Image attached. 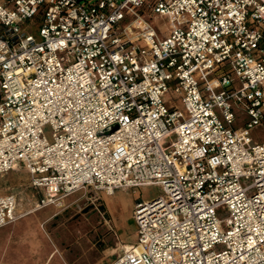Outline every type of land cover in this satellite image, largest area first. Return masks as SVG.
<instances>
[{"label": "built area", "instance_id": "2783aa9c", "mask_svg": "<svg viewBox=\"0 0 264 264\" xmlns=\"http://www.w3.org/2000/svg\"><path fill=\"white\" fill-rule=\"evenodd\" d=\"M261 122L264 0H0V175L24 167L38 208L161 188L106 264H264ZM16 207L0 191V227Z\"/></svg>", "mask_w": 264, "mask_h": 264}, {"label": "rangeland", "instance_id": "374dc122", "mask_svg": "<svg viewBox=\"0 0 264 264\" xmlns=\"http://www.w3.org/2000/svg\"><path fill=\"white\" fill-rule=\"evenodd\" d=\"M154 22L161 29H164V24L166 25V19L162 17H156ZM26 26L30 27L31 32L38 37L40 23L35 18ZM174 104L184 112L180 99H177ZM245 118L246 116L238 111L235 126L242 125ZM249 136L253 141H263L264 122L251 128ZM23 175L30 180L28 172H24ZM5 178L0 176V185H5ZM160 191L161 188L158 185L117 188L109 195L100 193V198H96L89 188L75 191L76 196L74 195L68 207L72 206L74 212L77 210L79 214L68 221L66 213H61L47 225L50 233V239L45 240L48 258L37 264L108 263L123 244H131L136 240V225L133 218L135 202L139 198H151ZM55 209L54 205H48L31 215L30 219L49 215ZM218 215L223 226V220L228 216V212L219 209ZM52 250H54L53 253H51Z\"/></svg>", "mask_w": 264, "mask_h": 264}, {"label": "crops", "instance_id": "0c3cea01", "mask_svg": "<svg viewBox=\"0 0 264 264\" xmlns=\"http://www.w3.org/2000/svg\"><path fill=\"white\" fill-rule=\"evenodd\" d=\"M24 172L27 170L18 165L10 172L0 175L6 177V183L0 185V191L16 195L17 207L15 211L18 215L15 222L0 227V264H37L46 261L48 252L45 240L50 239L47 225L61 213H66L68 221L79 214L77 210L74 212L72 206L68 207L72 203L73 197L76 196L75 192L65 196L61 205L49 204L56 208L49 215L30 219L31 215L48 205L36 207L42 196V191L30 185L29 178L23 175ZM90 191L96 198H100V193H103L92 189ZM53 252L54 250L51 251V253Z\"/></svg>", "mask_w": 264, "mask_h": 264}, {"label": "bare ground", "instance_id": "6f19581e", "mask_svg": "<svg viewBox=\"0 0 264 264\" xmlns=\"http://www.w3.org/2000/svg\"><path fill=\"white\" fill-rule=\"evenodd\" d=\"M125 245H126V246H128V245H129V243H126Z\"/></svg>", "mask_w": 264, "mask_h": 264}]
</instances>
